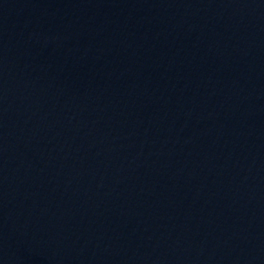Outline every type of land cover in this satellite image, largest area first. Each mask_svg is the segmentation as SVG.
Returning a JSON list of instances; mask_svg holds the SVG:
<instances>
[{
    "label": "water",
    "instance_id": "1",
    "mask_svg": "<svg viewBox=\"0 0 264 264\" xmlns=\"http://www.w3.org/2000/svg\"><path fill=\"white\" fill-rule=\"evenodd\" d=\"M0 264H264V0H0Z\"/></svg>",
    "mask_w": 264,
    "mask_h": 264
}]
</instances>
